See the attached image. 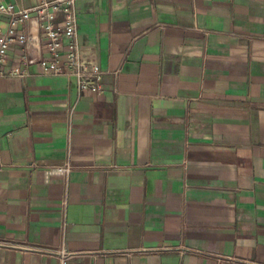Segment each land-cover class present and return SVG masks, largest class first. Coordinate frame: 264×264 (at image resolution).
I'll list each match as a JSON object with an SVG mask.
<instances>
[{
	"label": "crops",
	"instance_id": "crops-1",
	"mask_svg": "<svg viewBox=\"0 0 264 264\" xmlns=\"http://www.w3.org/2000/svg\"><path fill=\"white\" fill-rule=\"evenodd\" d=\"M76 6L101 90L0 66V264H264V0Z\"/></svg>",
	"mask_w": 264,
	"mask_h": 264
},
{
	"label": "built area",
	"instance_id": "built-area-1",
	"mask_svg": "<svg viewBox=\"0 0 264 264\" xmlns=\"http://www.w3.org/2000/svg\"><path fill=\"white\" fill-rule=\"evenodd\" d=\"M77 0H34L30 6H20L13 0H0V17L7 25L0 28V66L11 44L21 45L24 62L37 61L45 73L74 75L79 90H101L102 71L92 49L81 48L77 42ZM29 22L24 28V24ZM45 55L35 58L32 50L42 48ZM5 71L0 67V75ZM8 74L22 75L25 69L13 66ZM69 162L56 167L67 175ZM58 254L59 264H67L71 255L64 246L49 249Z\"/></svg>",
	"mask_w": 264,
	"mask_h": 264
}]
</instances>
